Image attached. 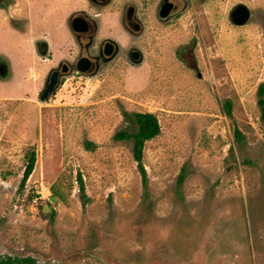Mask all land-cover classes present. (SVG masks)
Returning a JSON list of instances; mask_svg holds the SVG:
<instances>
[{"label":"rangeland","instance_id":"obj_1","mask_svg":"<svg viewBox=\"0 0 264 264\" xmlns=\"http://www.w3.org/2000/svg\"><path fill=\"white\" fill-rule=\"evenodd\" d=\"M62 1L30 10L14 0L0 11L11 32H0L8 68L0 77V257L264 264V0H248L244 27L229 22V0H208L166 23L150 4L136 38L121 30L118 7ZM81 10L100 14L96 45L110 37L121 52L96 74L65 76L42 102L50 70L79 54L66 23ZM43 38L45 57L36 47ZM130 44L144 55L140 65L125 52ZM137 113L154 114L161 129L144 150L147 191L133 143L114 139L135 131ZM31 153L35 168L20 189Z\"/></svg>","mask_w":264,"mask_h":264},{"label":"flooded vegetation","instance_id":"obj_2","mask_svg":"<svg viewBox=\"0 0 264 264\" xmlns=\"http://www.w3.org/2000/svg\"><path fill=\"white\" fill-rule=\"evenodd\" d=\"M14 0H0V10L9 9L11 3ZM59 3L61 1L57 0ZM73 0H63L66 8L70 7ZM208 0H83V4L88 9L91 10H101L109 9L113 7H118L119 12V23L121 30L128 36L132 38L139 37L145 31L144 22L142 21V16L144 15V10L146 6L150 4L155 8V18L160 23H166L188 8H192L197 5V8L201 7L203 3ZM227 4H230V10L228 12V19L232 26L234 27H244L245 25H238L240 21H243V13L245 7L249 10L248 0H229ZM250 12V10H249ZM100 14H89L85 10L79 11V13H71L67 19L66 29L71 34L76 47L78 48V56L72 62L68 59H62L58 62L57 68L54 67L50 70L47 75L45 86L48 84L50 76L57 72L59 84H61L62 79L69 75L70 73L79 74V63L82 62L81 67L85 68L86 75H92L97 70L100 69L101 64L110 63L116 56L121 52V46L113 38L106 37L102 39L98 45H96V38L99 31V26L97 23V18ZM251 18V13H250ZM249 18V21H250ZM248 21V22H249ZM76 29V31H73ZM110 42V43H109ZM131 43V42H130ZM110 45L111 48H106ZM37 51L40 55H47L49 53V45L45 38L39 39L36 43ZM106 50L109 51V55L106 54ZM125 52L129 60L135 64L142 59L143 53L134 44H130L129 47L125 49ZM142 53V54H141ZM115 55V57L109 61L110 56ZM139 54V58L134 55ZM1 68V66H0Z\"/></svg>","mask_w":264,"mask_h":264},{"label":"trees","instance_id":"obj_3","mask_svg":"<svg viewBox=\"0 0 264 264\" xmlns=\"http://www.w3.org/2000/svg\"><path fill=\"white\" fill-rule=\"evenodd\" d=\"M258 106L261 111V120L264 124V85H260L258 89ZM227 110V116L232 117L231 113V102H227L225 104ZM131 123L135 126V131H124L119 132L114 136L115 141L117 142H132L133 149L132 154L134 161L137 163L139 173L142 178V185L144 190L147 191L148 187V177L145 167L143 165L144 160V150L147 142H150L157 138L160 135L161 129L159 125V121L157 117L152 113H137L134 114L131 118ZM234 136L237 138L238 141L243 139L242 134L239 130L235 129ZM36 163V156L34 153H31L30 157L28 158L27 166L25 167L23 177L20 184V189H24L26 186L27 181L31 177ZM80 183L81 182V179ZM179 184L182 185L184 182L183 177H180ZM80 192L83 196H85V190L83 185L81 184ZM55 213L52 215V220L54 219ZM0 264H37V262L32 259H12V258H1L0 257Z\"/></svg>","mask_w":264,"mask_h":264},{"label":"water","instance_id":"obj_4","mask_svg":"<svg viewBox=\"0 0 264 264\" xmlns=\"http://www.w3.org/2000/svg\"><path fill=\"white\" fill-rule=\"evenodd\" d=\"M243 13V21H240L238 23V25H245L246 23H248L249 21V18H250V12L249 10L245 7V10L242 11ZM73 31H76V29H74ZM110 43V42H109ZM111 48L110 45H107L106 48ZM110 51V50H109ZM108 50H106V54H110ZM142 54V53H141ZM116 54L110 56V59L109 61H111L114 57H115ZM44 57L46 55H43ZM136 58H139V54H135L134 55ZM139 56V57H138ZM144 61V55L142 56V59L139 60V62H136L135 65H140L141 63H143ZM82 65V62L79 63V73H82V74H86L85 73V68H82L81 67ZM1 68H0V77H4L8 71V68L5 64H0ZM99 70H97L95 72V74L98 72ZM58 73L57 72H54L51 76H50V79H49V82L48 84L46 85V87L44 88V90L42 91V93L40 94V101L42 102H46L48 99H50L51 95L56 91V89L58 88V84H59V79L57 77Z\"/></svg>","mask_w":264,"mask_h":264},{"label":"crops","instance_id":"obj_5","mask_svg":"<svg viewBox=\"0 0 264 264\" xmlns=\"http://www.w3.org/2000/svg\"><path fill=\"white\" fill-rule=\"evenodd\" d=\"M27 1V3H28V5H29V7H30V10L31 9H36L37 8V5L40 3H42V0H26ZM45 1H47V2H50L51 3V0H45ZM53 1V0H52ZM0 11H3V10H0ZM24 11H25V9H24ZM4 31H9L7 28H5L4 26H3V24H1V19H0V32H4ZM10 32V31H9ZM11 33V32H10ZM13 35H15V34H13Z\"/></svg>","mask_w":264,"mask_h":264}]
</instances>
